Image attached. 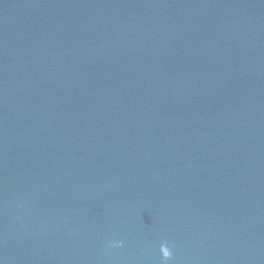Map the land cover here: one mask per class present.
<instances>
[{"label": "water", "instance_id": "obj_1", "mask_svg": "<svg viewBox=\"0 0 264 264\" xmlns=\"http://www.w3.org/2000/svg\"><path fill=\"white\" fill-rule=\"evenodd\" d=\"M0 264H264V0H0Z\"/></svg>", "mask_w": 264, "mask_h": 264}, {"label": "clouds", "instance_id": "obj_2", "mask_svg": "<svg viewBox=\"0 0 264 264\" xmlns=\"http://www.w3.org/2000/svg\"><path fill=\"white\" fill-rule=\"evenodd\" d=\"M118 246H119V245H118ZM171 255H172V252H171L170 248L167 246V247H166V250H165V252H164V258L167 260L168 258L171 257Z\"/></svg>", "mask_w": 264, "mask_h": 264}]
</instances>
